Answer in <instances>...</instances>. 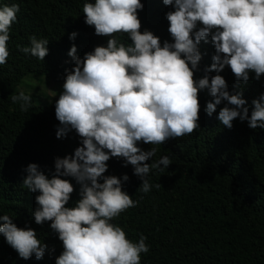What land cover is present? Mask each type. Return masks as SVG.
<instances>
[{
    "label": "clouds",
    "instance_id": "9594fccd",
    "mask_svg": "<svg viewBox=\"0 0 264 264\" xmlns=\"http://www.w3.org/2000/svg\"><path fill=\"white\" fill-rule=\"evenodd\" d=\"M163 3L174 7L166 13L174 42L163 44L153 32H141V0H95L83 5L85 23L94 27L95 35L109 38L107 46H97L81 58L73 44L68 55L75 66L66 70L63 92L55 102L60 122L57 139L75 130L81 146L74 155L55 159L52 178L38 164H29L22 185L40 193L35 197V223L51 222V229L63 243L64 251L56 264H141V254L149 252L147 237L141 234L134 243L123 228L111 223L139 202L123 190L128 175L122 179L105 175L107 162L123 158L124 166L132 165L134 175L142 181L138 191L149 193L153 188L148 179L150 170L163 171L172 162L163 156L148 164L157 149L144 151L138 143L164 144L199 129L202 90L211 97L205 109L208 116L226 102L217 117L226 128L231 129L237 119L247 121L253 130L264 128V95L252 101L249 116L243 92L230 93L219 74L230 67L236 80L245 83L250 73H255L257 81L264 76V0ZM19 11L18 4L0 8V65L9 57V32ZM117 33H126L131 43H120ZM77 35L73 32L69 39L74 41ZM209 36L215 49L213 63L197 80L195 72L202 60L199 46L201 41L208 43ZM48 44V40L32 36L30 47H17L43 61L49 54ZM211 72L217 74L210 77ZM9 98L20 103L22 111L31 106V96L23 91ZM61 177L74 178L80 185V199L74 207H66L74 186ZM0 221V235L21 259L29 260L33 255L43 259L48 246L37 238L35 230L17 227L8 215L0 216Z\"/></svg>",
    "mask_w": 264,
    "mask_h": 264
},
{
    "label": "trees",
    "instance_id": "16d2710c",
    "mask_svg": "<svg viewBox=\"0 0 264 264\" xmlns=\"http://www.w3.org/2000/svg\"><path fill=\"white\" fill-rule=\"evenodd\" d=\"M86 2L95 0H0V8L13 4L20 8L9 32V57L0 65V216L8 215L19 228L35 230L37 238L48 246L43 259L33 255L24 260L0 235V264H56L64 251L51 222L35 223V197L40 193L22 185L25 169L32 163L52 178L55 159L74 155L81 146L80 137L73 130L66 138L57 139L60 122L55 115L56 101L38 105L24 92L31 96V106L25 112L9 97L21 92L18 87L30 74L64 84L66 70L75 66L68 55L73 44L81 58L97 46H107L109 38L95 35L94 27L85 23ZM141 2V32H153L161 44L174 42L166 19V13L174 7L166 6L163 0ZM73 32L78 34L74 41L69 39ZM32 36L49 41V54L43 61L17 47H30ZM116 38L125 45L131 43L126 33H117ZM207 39L208 43L201 41L199 46L202 60L195 72L197 80L203 78L215 55L211 37ZM216 74L211 72L209 76ZM219 74L230 93L243 92L250 116L252 101L264 95V76L257 81L255 73H250L245 83L236 80L230 67ZM210 99L207 90L199 93L200 128L192 134L159 145L138 143L144 151L157 149L148 164L163 156H169L172 162L163 171L150 170L148 179L153 188L149 193L138 191L142 181L134 175L132 165L124 166L123 158L113 157L107 162L105 175L121 179L128 175L123 190L139 202L111 223L123 228L134 243L141 234L147 237L149 252L141 254V264H264V128L253 130L247 121L239 119L233 121L231 129L226 128L217 118L226 102L210 117L205 110ZM61 178L74 186L66 205L74 207L80 199V185L74 178ZM156 184L162 186L156 188Z\"/></svg>",
    "mask_w": 264,
    "mask_h": 264
},
{
    "label": "rangeland",
    "instance_id": "374dc122",
    "mask_svg": "<svg viewBox=\"0 0 264 264\" xmlns=\"http://www.w3.org/2000/svg\"><path fill=\"white\" fill-rule=\"evenodd\" d=\"M18 89L33 96L36 104L48 105L59 98V94L63 92V84L49 83L44 77L30 74L22 80Z\"/></svg>",
    "mask_w": 264,
    "mask_h": 264
}]
</instances>
